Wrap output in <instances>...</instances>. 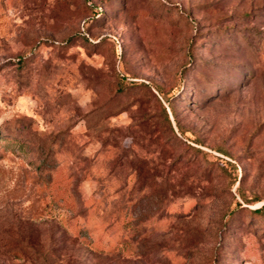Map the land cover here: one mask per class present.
<instances>
[{
    "label": "rangeland",
    "instance_id": "obj_1",
    "mask_svg": "<svg viewBox=\"0 0 264 264\" xmlns=\"http://www.w3.org/2000/svg\"><path fill=\"white\" fill-rule=\"evenodd\" d=\"M0 264H264V0H0Z\"/></svg>",
    "mask_w": 264,
    "mask_h": 264
},
{
    "label": "trees",
    "instance_id": "obj_2",
    "mask_svg": "<svg viewBox=\"0 0 264 264\" xmlns=\"http://www.w3.org/2000/svg\"><path fill=\"white\" fill-rule=\"evenodd\" d=\"M261 207V206H260Z\"/></svg>",
    "mask_w": 264,
    "mask_h": 264
}]
</instances>
